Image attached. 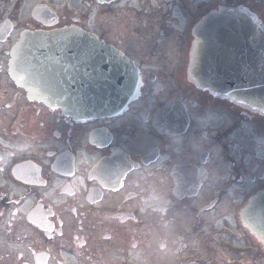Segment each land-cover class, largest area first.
Instances as JSON below:
<instances>
[{
  "label": "flooded vegetation",
  "instance_id": "obj_1",
  "mask_svg": "<svg viewBox=\"0 0 264 264\" xmlns=\"http://www.w3.org/2000/svg\"><path fill=\"white\" fill-rule=\"evenodd\" d=\"M227 10L264 26V0H0V264H264L242 220L264 118L192 77L198 32ZM64 29L136 70L121 114L74 120L10 80L22 33Z\"/></svg>",
  "mask_w": 264,
  "mask_h": 264
},
{
  "label": "water",
  "instance_id": "obj_2",
  "mask_svg": "<svg viewBox=\"0 0 264 264\" xmlns=\"http://www.w3.org/2000/svg\"><path fill=\"white\" fill-rule=\"evenodd\" d=\"M244 27L252 25L245 19ZM253 26V25H252ZM252 34V30L249 29ZM256 43L264 45V32L254 30ZM58 34H64L60 32ZM83 38V50H88L85 44L90 40ZM53 38L45 35L33 34L24 37L14 50L12 61V74L17 85L24 88L31 100L42 102L51 108H61L62 112L69 116L94 117L112 114L124 107L132 98L135 89L125 87V79L121 67L125 64L113 50L102 44L91 42L99 46L100 56H95L98 63H94L90 69H81L78 76L68 74L53 63L56 59L52 49L42 44H50ZM250 48L255 41H247ZM33 43L34 46H30ZM250 51L249 53H251ZM90 56V55H89ZM72 72V71H69ZM245 93L248 91L245 90ZM247 95H244L246 98ZM243 99L249 103L250 108H260L257 102L251 99ZM249 217L246 219L247 226L258 236L264 244V193H260L256 199L250 201L248 206Z\"/></svg>",
  "mask_w": 264,
  "mask_h": 264
},
{
  "label": "rangeland",
  "instance_id": "obj_3",
  "mask_svg": "<svg viewBox=\"0 0 264 264\" xmlns=\"http://www.w3.org/2000/svg\"><path fill=\"white\" fill-rule=\"evenodd\" d=\"M250 142H253L252 144H260V145H263V144H261V140H259L255 136H249L248 143H250Z\"/></svg>",
  "mask_w": 264,
  "mask_h": 264
}]
</instances>
